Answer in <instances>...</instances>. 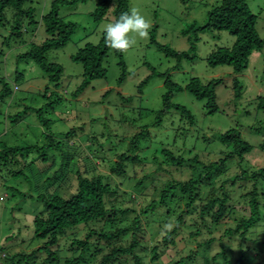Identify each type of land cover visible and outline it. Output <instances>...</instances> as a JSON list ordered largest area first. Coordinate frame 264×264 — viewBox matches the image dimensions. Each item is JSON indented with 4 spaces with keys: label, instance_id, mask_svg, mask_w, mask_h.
Instances as JSON below:
<instances>
[{
    "label": "rangeland",
    "instance_id": "374dc122",
    "mask_svg": "<svg viewBox=\"0 0 264 264\" xmlns=\"http://www.w3.org/2000/svg\"><path fill=\"white\" fill-rule=\"evenodd\" d=\"M51 1L53 0H31L28 5L41 13L49 8ZM221 1L130 0V8L136 7L151 23L148 37L137 38V44L123 54L124 66L119 64L120 59L111 50L104 61L106 75L91 81L77 96L75 91L83 81V65L75 61L73 56L85 44L98 43L103 33L102 26L113 21L112 10L103 21L99 23L94 21L91 13L96 9L99 0L64 5L60 9L61 16L67 21L76 22L78 27L64 47L52 49L47 53L49 61L61 64L63 68L57 87L49 82L48 74L33 58L18 57L21 52H28L27 45L31 41L40 45L48 37L42 23L41 26L37 23L28 27L23 38L17 35L10 46L0 37L1 74L13 91L0 105V141L10 146L25 147L34 144L43 146L53 141L58 143L57 147L61 146V155L65 148L76 145L78 157L74 159L75 162L71 160V165H85L84 160L89 159L93 164L100 163V170L107 177L111 174L110 165L107 163L109 160L104 158L114 159L116 153L127 151L135 135L143 131L140 148L136 151L137 162L129 164L126 176L121 178L111 175L109 179L112 188L118 187L119 184L121 188L135 196V199L130 201L124 194L116 202V207H130L136 211L124 215L122 222L115 229L130 225L141 208L151 199L159 197L167 181L198 178L208 162L226 157L231 146L224 144L221 136L231 128H236L252 145V149L242 160L239 156L228 159L227 172L222 174L221 178L213 177V182H216L214 188L218 194L223 190L222 185L229 187L233 183L232 181L225 183L222 179L233 178L235 175H239L240 179L235 182L234 190L249 185L250 182L243 177L264 168V150L261 147L264 140V107L259 106L260 101L264 100V45L253 50L248 58L247 67L240 73H235L233 67L228 65L212 66L208 63L207 58L214 49L231 47L235 41V37L227 30L215 28L198 30L208 22L210 9L219 5ZM248 2L257 15V30L264 40V0ZM12 15V11L8 12V18H12L13 21ZM36 18L40 21L39 16ZM10 29L11 24H6L0 32L3 36H8ZM165 48L186 53L187 56L174 57L169 55ZM2 62H6L5 65L2 66ZM17 70L22 74L20 80L15 79ZM123 70L125 76L121 80ZM196 77L204 84L209 82L215 84L216 111L210 112L211 107L207 105V99H198L185 89L189 81ZM146 78H149L148 81L140 89V84ZM167 79L180 85L182 89L173 90L171 105L159 119L158 116L164 106L163 95L169 88L166 85ZM235 79L239 82V88L235 87ZM47 85L50 91L45 96ZM177 106L184 107L185 111L178 109ZM41 107L43 116L50 120L49 128L43 126L36 112ZM19 113L21 119L11 122ZM164 148L173 151L176 156H183L186 160L197 155L203 163L192 167L184 164V168H179V164L171 166L167 160L168 156L164 155ZM83 150L92 155L81 152ZM50 153L53 151H49ZM28 157L22 159L26 165L33 161V156ZM57 159L60 162L61 158ZM50 163L35 160L32 168ZM159 163L167 164L166 168ZM19 168L20 165L17 166V169ZM25 172L30 174L27 169ZM31 175L33 177V172ZM141 179L142 185L146 184L144 189L137 186ZM43 183L44 180L41 178L40 185ZM75 185L73 182L71 188L64 189V194L69 196L74 192ZM10 186L17 187L22 193H14L8 189ZM37 196L38 192L33 183L30 184L23 177L19 179L11 177L8 168L0 173V264H12L10 259L12 255L31 254L44 244L43 241L31 239L34 215L41 210ZM177 203V199L170 202V207H175ZM243 206L238 207L249 214V210ZM161 220L160 214H152L148 219L142 216L140 240L144 248L152 249L161 239L166 225L169 222L173 226L175 224L174 220L167 222ZM223 229L224 226L213 234H209L208 230L204 231L201 237L192 241L179 234L177 238L179 246L164 255L162 261L165 263L174 261L176 256L183 254L189 246L196 247L199 241L219 237ZM263 229L259 228V236H255L256 244L246 243V247L251 248V253L256 254V262H264V244H261L264 241ZM73 232L76 235H72ZM86 234L87 230L84 227L81 230L69 231V235L59 242V248H52L54 251L58 249L59 262L47 264L57 262L65 264L67 258L76 257L79 252L70 248L72 240L75 237L85 238ZM240 239L236 236L226 241L227 253L232 264H239L238 259L242 255ZM131 240V236H128L123 243L128 245ZM220 248L217 241L212 243L209 251L204 247L202 250H206L205 255L212 256ZM109 250L105 246L104 251L96 257V262ZM5 253L8 256L2 259ZM48 256L49 253L44 250L37 254L35 261H25L21 256L16 257L15 261L20 264H41ZM121 259L122 264H131L130 257ZM144 260L145 264L150 263L149 256Z\"/></svg>",
    "mask_w": 264,
    "mask_h": 264
},
{
    "label": "trees",
    "instance_id": "16d2710c",
    "mask_svg": "<svg viewBox=\"0 0 264 264\" xmlns=\"http://www.w3.org/2000/svg\"><path fill=\"white\" fill-rule=\"evenodd\" d=\"M86 1L53 0L49 8L40 13L37 12L36 8L28 5L31 0H0V29L5 28L6 24H11L10 34L3 36L0 32V37L3 38L4 43L10 46L11 41L17 35L23 38L24 31H27L28 27L37 23L41 26L42 23L48 37L40 45L31 41L27 45L29 47L28 52H21L18 57L19 59L33 58L48 74L49 82L57 87L63 68L61 64L49 61L46 57L47 53L52 49L64 47L71 40L78 27L76 22L67 21L62 17L60 9L64 5H77ZM111 10L113 20H115L121 13L130 10V0H99L91 16L95 22L99 23L107 18ZM10 11L13 13V21L12 18H8ZM37 16H39L40 21L37 20ZM256 24L257 15L252 11L248 0H222L219 5L212 7L209 11L208 22L200 26L198 30H206L207 28L227 30L235 37V41L231 47L214 49L207 58L208 63L212 66L228 65L233 67L235 73L242 72L247 67L248 58L253 50L260 49L264 45V40L259 35ZM111 50L120 59L119 64L124 66V53L106 45L104 32L98 43L85 44L73 56L75 61H79L83 65V81L75 91L76 96L87 88L91 81L106 75L107 69L104 61ZM165 51L177 58L187 56L186 53H178L166 48ZM5 63L2 62V66ZM1 71L0 62V84H2L0 105L13 92ZM15 74V79L20 80L22 74L18 70ZM124 76L125 72L121 80L124 79ZM148 79L146 78L140 84V89ZM166 85L169 88L163 95L164 106L158 116L159 119L171 105L173 90L182 89L180 85L171 82L169 79L166 80ZM235 87H240L237 79H235ZM185 89L198 99H207V105L211 107L210 112L217 110L215 84L213 82L204 84L200 78L196 77L189 81ZM48 91H50L49 85L45 87V96H47ZM53 91L52 93H54ZM259 106L264 107V100L260 101ZM177 107L185 111L184 107ZM36 112L43 126L49 128L50 120L43 116V107L38 108ZM20 119L21 113L14 116L11 122ZM143 134L144 132L141 131L135 135L127 151L116 153L114 159L104 158V160H109L107 163L110 165L111 174L107 177L100 170V163L93 164L89 159L84 160L85 165H71V160L74 161L78 157L76 145L68 146L61 155V146L57 147L58 143L53 141H49V144L43 146L34 144L26 147L10 146L0 141V173L8 168L11 177L15 179L23 177L30 184L33 183L38 192L37 199L41 203V210L35 213L32 221L31 239L43 241L44 244L31 254L12 255L10 258L12 264H20L15 261L18 256H21L25 261H35L37 254L44 250L49 253V256L41 264L59 262L58 249L55 248L54 251L52 248H59V242L69 235V231L81 230L82 227L87 230L85 238L75 237L70 247L77 249L79 253L76 257L67 258L65 264H87V262L90 264H122V257H130L131 264H145L144 259L147 256L150 257L149 264H153V262L156 264H232L227 253L226 241L232 240L236 236L241 238L240 250L242 251L238 263L264 264V262H256V254L253 255L250 251L251 248L246 247L247 242L257 243L255 236H259V228H264V168L244 176L243 178L250 184L243 188L240 187L239 190L233 189L235 182L240 179L239 175L222 179L225 183H230V181L233 183L229 187H226L225 184L222 185L223 190L219 192L220 194H217L214 188L216 182H213V177L221 178L220 176L227 172L228 159L239 156L242 160L245 154L252 149V145L242 137L236 128H231L222 134L221 141L231 146V150L226 157L210 161L205 165L202 169L203 172L200 173L205 177L200 175L198 178L167 181L161 189L159 197L151 199L145 207L141 208L130 225L115 229L122 222L124 215L136 211L130 207H116V202L124 194L129 197L130 201L134 200L135 196L133 197L131 193L125 191L119 184H117L118 187L112 188L109 179L111 175L122 178L128 174L129 164L137 162L135 160L137 158L136 151L140 148ZM46 135L50 136L49 134ZM261 147L264 150V140ZM49 151H53V153L49 154ZM164 151L165 154H163L168 156L167 160L172 164L171 166L179 164V168H184V164L192 167L203 163L197 155L186 160L181 155L176 156L177 154L168 148H164ZM81 152L86 153L84 150ZM87 155L92 154L88 153ZM28 156H33V161L26 165L22 159ZM58 157L61 158L60 162ZM35 160L44 161L45 164L51 163L49 165L42 164L41 167L33 169ZM19 165L20 168L17 169ZM159 165L166 168L167 164L159 163ZM26 169L30 171V174L25 172ZM32 172L36 179L32 177ZM41 178L44 180L42 185H40ZM73 182L76 184L75 191L69 196L65 195L64 189L71 188ZM138 183V187L142 189L146 187V184L142 185V179ZM231 186L233 187L231 188ZM8 189L14 193H22L15 186H10ZM154 193L156 192L154 191ZM234 197H238V199ZM176 199L178 200L177 205L170 207V202ZM238 206L247 208L249 214L243 212ZM152 214H160L163 222L174 220L175 224L171 229L165 228L158 243L148 250L142 245L140 231L142 230V216L144 215L148 219ZM223 226V233L219 237L214 236L209 241L208 239L199 241L196 247L189 246V251H183V254L176 256L172 262L165 263L162 261L164 255L179 246V240H177L179 234H183L186 240L192 241L201 237L204 231L208 230L209 234H213ZM262 231L264 232V229ZM72 235H76V233L73 232ZM128 236H131L132 240L128 245H125L123 241ZM217 241L221 246L220 250L212 256L211 254L205 255L206 250L209 251L212 243ZM261 244H264V241ZM103 245L110 250L102 256L100 261L96 262V257L105 249ZM202 247L206 250L203 251ZM184 252L186 253L184 254ZM87 255L88 258H86ZM7 256L8 254L5 253L2 259Z\"/></svg>",
    "mask_w": 264,
    "mask_h": 264
},
{
    "label": "clouds",
    "instance_id": "9594fccd",
    "mask_svg": "<svg viewBox=\"0 0 264 264\" xmlns=\"http://www.w3.org/2000/svg\"><path fill=\"white\" fill-rule=\"evenodd\" d=\"M151 23L136 7L123 12L119 17L102 26L104 41L109 48L121 53H127L138 42V39L147 38ZM169 222L166 228L171 229Z\"/></svg>",
    "mask_w": 264,
    "mask_h": 264
}]
</instances>
